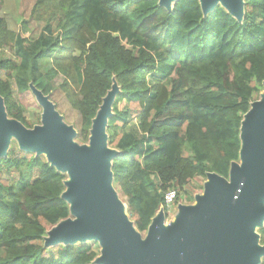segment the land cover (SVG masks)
<instances>
[{
    "label": "trees",
    "instance_id": "1",
    "mask_svg": "<svg viewBox=\"0 0 264 264\" xmlns=\"http://www.w3.org/2000/svg\"><path fill=\"white\" fill-rule=\"evenodd\" d=\"M31 20L42 24L35 40L0 16V97L9 118L41 125V116L27 121L13 84L20 94L30 84L49 92L62 74L60 90L80 119L76 141L87 145L116 84L106 130L120 153L113 185L140 234L166 211L168 191L179 195L209 173L229 179L244 116L264 83V0H245L242 22L220 5L205 16L199 0H177L171 11L159 0H37ZM6 48L15 60L1 58ZM47 60L53 69L43 72ZM67 181L35 153L13 148L0 160V264H94L99 244L44 245L48 231L72 218L62 198ZM259 235L264 245V227Z\"/></svg>",
    "mask_w": 264,
    "mask_h": 264
},
{
    "label": "water",
    "instance_id": "2",
    "mask_svg": "<svg viewBox=\"0 0 264 264\" xmlns=\"http://www.w3.org/2000/svg\"><path fill=\"white\" fill-rule=\"evenodd\" d=\"M176 1L159 0V5L171 11ZM199 1L205 16L220 5L239 22L244 18L245 0ZM30 91L43 110L41 125L32 129L10 119L0 97V160L15 139L20 150L44 156L68 175L62 198L72 218L47 232L45 248L98 243L94 264H261L264 245L253 229L264 227V95L244 116L240 161L232 163L229 179L207 174L197 204L181 206L170 227L161 208L142 239L113 187L111 162L120 153L107 147L106 130L117 85L93 121L89 143L81 146L74 141L75 128L62 123L49 99L33 84Z\"/></svg>",
    "mask_w": 264,
    "mask_h": 264
},
{
    "label": "rangeland",
    "instance_id": "3",
    "mask_svg": "<svg viewBox=\"0 0 264 264\" xmlns=\"http://www.w3.org/2000/svg\"><path fill=\"white\" fill-rule=\"evenodd\" d=\"M36 1L37 0H5V2H3L2 6H0V16L7 20L9 29L16 32V33L20 32L24 36H29V38H32L34 40L37 39L40 35V31H41L40 27L42 29V24L38 28L37 27L38 25L34 24L35 21L31 20L32 10L36 4ZM24 21H27L29 23H28V26L26 27V29L23 31L22 25H23ZM38 24H40V23H38ZM56 24L57 23H55V25ZM68 32H69V28H67L65 31L61 32L62 37H67ZM59 33H60V31L55 32L56 35H58ZM1 58L2 59L11 58V59L15 60V57L9 48H6L1 52ZM52 69H53V65H52L51 60H47L42 64V71L43 72H49ZM62 76L63 75L61 74L57 78L52 80L51 84L54 86V89L50 90L49 92L43 91L42 89H39L38 87H35V89L40 91L54 105L55 110L62 117V118L61 117L60 118H61L62 123L64 125H67L70 127L72 126L73 128H77L80 124L79 116H78L77 112L73 109L70 102L68 100H66L64 94L60 90V84H61L62 79H63ZM263 95H264V87L262 86L259 94L255 97V101L262 100ZM13 99L17 104H19L23 108L24 116L26 117L28 122H30V123L37 122V119L39 116L42 115L43 110H42V107L40 106L36 96L34 95V93H32V91L24 93V94H20L18 92L17 86L15 84H13ZM74 141L77 142L76 138L74 139ZM76 144L81 146V144H79V143H76ZM107 147L109 149L115 150L109 146L108 142H107ZM13 148L14 149L19 148V145L15 139H12L9 150L13 149ZM207 181H208L207 179H203V178H196V179L191 180L189 182V184L185 187V189L180 191V193L178 195L179 197H177L174 205L171 207L165 208L166 209V211H165V225L167 227H170L172 224L177 222L178 216L180 214L179 209L181 206L194 207L197 204L196 198L198 196H202L204 194V188H205V184L207 183ZM114 189H115V187H114ZM116 192H117V195H118L120 201H122L124 204V200H122V198L118 194L117 189H116ZM124 205L126 207V204H124ZM126 212H127V210H126ZM127 216L131 220L128 212H127ZM260 230H261L260 226H256L253 229V233L255 235L256 234L259 235ZM145 234L141 235L142 239H145V236H146ZM46 237H47V235H46ZM96 244H98V243H96ZM259 244H261V240H260ZM99 252H101V247L99 249Z\"/></svg>",
    "mask_w": 264,
    "mask_h": 264
},
{
    "label": "built area",
    "instance_id": "4",
    "mask_svg": "<svg viewBox=\"0 0 264 264\" xmlns=\"http://www.w3.org/2000/svg\"><path fill=\"white\" fill-rule=\"evenodd\" d=\"M177 197H178V191L175 190L168 191L164 197L165 207L173 206L174 203L176 202Z\"/></svg>",
    "mask_w": 264,
    "mask_h": 264
}]
</instances>
